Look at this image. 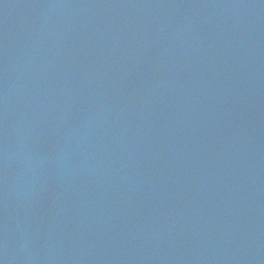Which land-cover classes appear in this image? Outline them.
<instances>
[{"label": "water", "instance_id": "95a60500", "mask_svg": "<svg viewBox=\"0 0 264 264\" xmlns=\"http://www.w3.org/2000/svg\"><path fill=\"white\" fill-rule=\"evenodd\" d=\"M93 54L197 84L264 78V0H0V83Z\"/></svg>", "mask_w": 264, "mask_h": 264}]
</instances>
